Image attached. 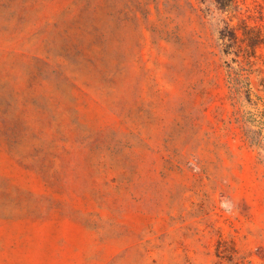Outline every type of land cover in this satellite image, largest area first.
Here are the masks:
<instances>
[{
    "label": "rangeland",
    "instance_id": "374dc122",
    "mask_svg": "<svg viewBox=\"0 0 264 264\" xmlns=\"http://www.w3.org/2000/svg\"><path fill=\"white\" fill-rule=\"evenodd\" d=\"M241 21L264 0H0V264H264Z\"/></svg>",
    "mask_w": 264,
    "mask_h": 264
},
{
    "label": "trees",
    "instance_id": "16d2710c",
    "mask_svg": "<svg viewBox=\"0 0 264 264\" xmlns=\"http://www.w3.org/2000/svg\"><path fill=\"white\" fill-rule=\"evenodd\" d=\"M214 2L221 11L236 4V0ZM219 34L228 41L222 53L231 55L224 62L227 98L233 108L230 123L264 165V30L244 21L233 28L225 22Z\"/></svg>",
    "mask_w": 264,
    "mask_h": 264
}]
</instances>
